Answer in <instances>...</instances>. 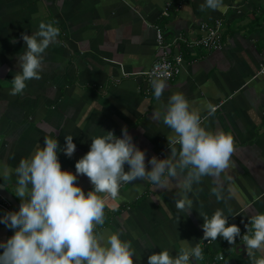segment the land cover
<instances>
[{"label":"crops","instance_id":"crops-1","mask_svg":"<svg viewBox=\"0 0 264 264\" xmlns=\"http://www.w3.org/2000/svg\"><path fill=\"white\" fill-rule=\"evenodd\" d=\"M181 4L175 10L176 4ZM204 0H0V171L2 183L19 204L14 169L45 135H72L77 147L69 157L63 151V168L75 171L76 161L89 151L91 137L114 131L121 136L127 126L134 142L164 158L171 148L172 130L157 120L168 97L182 91L209 130H224L234 138L230 164L219 176L206 175L194 183L187 198L188 212L177 207L184 190L175 180L157 189L149 181L124 184L109 201L105 222L97 231L119 230L132 242L134 264H148L152 252L166 249L172 255L200 246L197 264H254L264 258L249 256L246 245L230 244L218 237L203 243L204 216L221 209L250 221L264 212V0H223L219 8H203ZM169 5V17L161 12ZM221 20L223 47L199 48L184 53L182 72L166 81L157 99L144 92L140 76H124L148 69L158 56L155 25L166 38L181 34L196 38L201 23ZM41 22L59 29L57 40L43 54L40 79L27 82L23 94H10L12 76L19 71L18 53L24 49L22 33L38 30ZM208 105L215 108L209 114ZM178 148L179 145H176ZM150 167V164L147 165ZM127 168V165H126ZM77 182L87 192L86 175ZM215 189V191H213ZM15 209L0 207V212ZM12 230L0 224V240Z\"/></svg>","mask_w":264,"mask_h":264},{"label":"clouds","instance_id":"clouds-1","mask_svg":"<svg viewBox=\"0 0 264 264\" xmlns=\"http://www.w3.org/2000/svg\"><path fill=\"white\" fill-rule=\"evenodd\" d=\"M222 2L204 0L201 7L215 10ZM58 35L57 27L44 22L36 32L22 33L24 50L18 53L19 71L12 76L10 94H23L28 81L40 79L43 54ZM152 85L159 99L166 81L157 78ZM208 110L212 114L215 108L208 105ZM153 115L172 130L173 135H167L171 152L164 158L153 155L147 164L145 149L134 142L127 126L121 136L105 131L91 137L89 151L76 161L75 171L63 168L59 159L61 151L69 157L74 154L73 136L66 135L61 145L56 136L45 135L43 145L39 142L14 169L21 204L0 212V224L12 230L0 240V264H134L132 242L123 239L119 230L98 232L97 226L105 222L109 201L120 195L124 184L136 180L164 189L174 179L185 197L177 200V207L187 212L192 209L187 192L203 176H219L229 167L234 138L230 132L205 127L182 91L173 92L163 113ZM6 174L0 171V178ZM78 175L90 179L92 187L87 192L77 182ZM203 218V239L222 237L234 244L242 235L240 226L229 223L221 209ZM249 219L243 240L248 255L255 258L257 252L264 253V212ZM202 256L198 245L176 255L161 249L148 256V264H197ZM254 264H264V258L254 259Z\"/></svg>","mask_w":264,"mask_h":264},{"label":"built area","instance_id":"built-area-1","mask_svg":"<svg viewBox=\"0 0 264 264\" xmlns=\"http://www.w3.org/2000/svg\"><path fill=\"white\" fill-rule=\"evenodd\" d=\"M181 4L175 5V10L180 9ZM163 17H169V5L165 6L161 12ZM155 42L158 48V56L153 61L151 66L138 73L128 74L123 73L124 76H140L144 79L146 85L144 92L149 94L151 92V85L154 79L160 78L164 81H173L182 72L184 65V53L193 52L196 49L204 48L209 51L220 50L223 47L221 20H216L213 24L201 23L200 30L203 34L196 38H186L181 34H177L174 37L166 38L162 28L159 25H155ZM257 74H264V66L260 68ZM0 207L8 208L9 203L0 197ZM229 223H236L241 228V237L236 238L235 244H243V236L247 235V225L249 220L237 219V216H233L228 221ZM204 244H213L214 241L204 239ZM209 264H217V261L212 260Z\"/></svg>","mask_w":264,"mask_h":264},{"label":"water","instance_id":"water-1","mask_svg":"<svg viewBox=\"0 0 264 264\" xmlns=\"http://www.w3.org/2000/svg\"><path fill=\"white\" fill-rule=\"evenodd\" d=\"M0 197L4 199L6 202H8L9 205L15 209H17L20 206V204L11 194V192L2 183H0Z\"/></svg>","mask_w":264,"mask_h":264}]
</instances>
